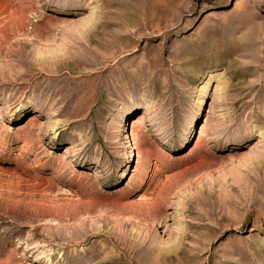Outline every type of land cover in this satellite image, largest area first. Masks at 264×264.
Wrapping results in <instances>:
<instances>
[{"label":"rangeland","instance_id":"1","mask_svg":"<svg viewBox=\"0 0 264 264\" xmlns=\"http://www.w3.org/2000/svg\"><path fill=\"white\" fill-rule=\"evenodd\" d=\"M0 264H264V0H0Z\"/></svg>","mask_w":264,"mask_h":264}]
</instances>
